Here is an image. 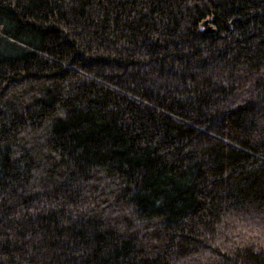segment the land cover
I'll use <instances>...</instances> for the list:
<instances>
[{"label":"trees","instance_id":"16d2710c","mask_svg":"<svg viewBox=\"0 0 264 264\" xmlns=\"http://www.w3.org/2000/svg\"><path fill=\"white\" fill-rule=\"evenodd\" d=\"M0 264H264V0H0Z\"/></svg>","mask_w":264,"mask_h":264},{"label":"water","instance_id":"95a60500","mask_svg":"<svg viewBox=\"0 0 264 264\" xmlns=\"http://www.w3.org/2000/svg\"><path fill=\"white\" fill-rule=\"evenodd\" d=\"M202 27L204 28L205 33H207V34H210V33H213V32H214V29L212 28V26H210V25L208 24V22H205V23L202 25Z\"/></svg>","mask_w":264,"mask_h":264}]
</instances>
